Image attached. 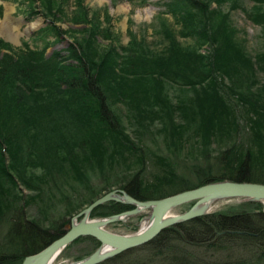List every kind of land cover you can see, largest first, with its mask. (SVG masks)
<instances>
[{
	"label": "trees",
	"instance_id": "trees-1",
	"mask_svg": "<svg viewBox=\"0 0 264 264\" xmlns=\"http://www.w3.org/2000/svg\"><path fill=\"white\" fill-rule=\"evenodd\" d=\"M187 4L179 5L176 11L189 30L195 28L199 43L206 45L205 54L184 50L171 41L159 55L141 54L135 44L124 47L121 55H97L86 42L78 43L77 49L71 46L75 63H62L54 55L44 57L42 49L24 46L14 51L0 41V47L7 50L0 55V169L4 181L12 182L13 177L34 190L58 186L60 178L68 176L66 166L63 168L65 161L78 181H87L88 176L78 171L87 158L93 161L98 173L112 168L117 158L123 159L126 150L129 156L130 151H135L137 169L117 182L113 179L116 183L112 185L140 201L223 179L264 183V82L257 83L255 79L256 71H264V52L251 58L238 47L226 15L209 8L208 0H188ZM249 17L264 24V11ZM193 20L195 26L191 24ZM106 78L115 86L110 90L130 105H136L139 99L155 100L157 109L148 114L159 119L157 134L164 139L167 151L165 157L158 159L161 174L151 182L143 177L144 165L140 152L136 154L137 148L115 140L106 142L123 137L117 114L105 102ZM164 80L190 87L193 95L175 105L170 103L161 91ZM45 87L51 89L50 93L64 96L45 103H27V98ZM223 95L235 97L244 114L243 124L239 125L235 107ZM174 112L178 119H174ZM245 130L250 139L247 144L232 137ZM186 139L196 144L198 139L202 145L233 139L223 150H213L220 173L210 168L207 147H200L191 157L178 159L176 153L183 149ZM48 151L51 152L45 155L52 154L53 158L46 157L48 164L44 165V153ZM3 152L8 156L7 164ZM26 167H39L41 173H26ZM48 168H53L50 173ZM61 169L65 170L63 176L55 173ZM112 185H104L96 194L108 191ZM96 197L89 196L82 203L86 206ZM6 204L0 198V217ZM7 206L5 210L10 213L0 241V264H19L23 256L38 251L65 231L62 220H35L25 216L20 207L10 206V202ZM73 206L71 210L80 205ZM131 208L108 201L92 209L89 215L115 214ZM233 247L246 255L233 259L226 255V260L218 263L217 259H205L194 251L210 250V255H215ZM138 248L148 253L140 261L135 258L133 264H264V210L257 201L227 205L169 225Z\"/></svg>",
	"mask_w": 264,
	"mask_h": 264
},
{
	"label": "rangeland",
	"instance_id": "rangeland-1",
	"mask_svg": "<svg viewBox=\"0 0 264 264\" xmlns=\"http://www.w3.org/2000/svg\"><path fill=\"white\" fill-rule=\"evenodd\" d=\"M208 1L209 8L216 9L220 14L226 15L225 20L238 47L251 58L256 53L264 52V24L256 23L249 17V14L264 11V3L253 0ZM187 2L188 0H0V41L8 44L14 51L18 48H24V46L30 49H42L44 57L54 55L62 63H75L71 46L77 49L76 45L78 43L84 44L86 42L95 50L97 55L108 54L112 56V52L121 55L123 48L128 44L138 45L137 49L141 54H146L147 56L151 54L159 55L163 50L165 51L171 41L184 50L191 49L198 54H205L206 45L199 43L195 28L192 29L193 32L189 30L182 23L181 14L176 11L179 5H188ZM195 19L198 20L197 16H195ZM196 20H193L191 24L195 26ZM48 23L50 25L45 26ZM50 26H53V29ZM4 52H7V50L0 47V55ZM76 52L78 51L76 50ZM255 79L257 83L264 82V71H256ZM223 81L227 82L225 78ZM106 85V90L103 88L106 105L117 114L123 137L127 139L125 142L122 140L123 137H118L119 139L111 138L106 139V142L115 140V142L119 141L124 146L130 147L132 145L137 148L136 154L140 152L139 155L142 156L141 160L144 165L143 177L146 181L151 182L155 175L161 174L162 168L160 169L159 167L160 162H158V159L165 157L164 154L167 151L164 139L161 134H157L161 126L159 119L153 114H148V111L157 109L155 100L151 98L146 100L139 99L136 105L133 106L110 90L115 86L107 78ZM61 88H63L62 85ZM161 89L165 98L174 105L179 100L193 95L190 87L173 84L166 80L162 82ZM49 91L51 89L47 87L42 88L37 91L38 93L35 92L32 97L27 98V103H45L64 96L63 93L52 92V94ZM51 97L53 98L49 99ZM224 97L226 98V96ZM226 100L231 106L235 107L239 125L243 124L244 114L239 104L237 105L235 97L228 96ZM173 116L174 119H178L177 113L174 112ZM232 137L236 141H242L244 144L250 142L249 134L246 133V130L234 133ZM232 140H218L217 143L211 142L208 145H202V142L198 139H195V141H198L199 144L186 139L183 149L181 148L176 155L178 159L184 158L186 155L191 157V154L198 151L200 147L201 149L207 147L210 156V158L208 157V162L212 166L210 168L213 172L220 173L221 167H218L219 164L213 159L216 154L213 150H223V147H227L229 143L231 144ZM39 151L41 154L43 153L42 149H39ZM50 152L44 153V165L48 164L45 163L47 162L46 157L53 158L52 154L45 155ZM74 152L79 153L76 149H74ZM134 154L135 151H130L129 156V151L125 150L123 159L117 158L112 168L98 171V173L95 170L93 161L87 158L84 164L80 163L79 168L81 170L78 169L80 173L88 176V180H85L86 182L84 180L78 181L79 179L75 178V174L70 171L72 168L67 167L69 163L65 161L63 168L65 169L66 166V170L69 171L68 176L60 178L62 181L57 184L58 186H42L38 190L24 187L13 177L10 178L12 182L4 181L6 178L2 176L3 172L0 169V198H2L4 203L5 201L8 204L10 202V206L20 207L25 216L33 217L35 220L46 217L50 218L51 221L62 220L64 223L63 228L65 229L71 219L77 221L80 218V216L73 217L85 207L84 203H82L83 199L93 195L95 197L100 196L105 191H100L96 194L99 188L104 185H112V183L121 180L122 177L129 176L135 172L137 164L133 158ZM3 156L4 163L7 164L8 156L5 152H3ZM67 156H65L66 160H68ZM197 158L199 157L197 156ZM186 161L188 163L191 162L189 160ZM69 168L71 169L69 170ZM40 169L39 167L28 169L26 167L25 172L29 171L36 175L41 173ZM52 169L48 168L47 171L50 173ZM218 170L219 172H217ZM64 172L65 170L61 169L55 173L63 176ZM49 184H51V181ZM113 189L119 188L113 184L109 187V190ZM14 196H16L15 199L13 198ZM11 198L14 200H11ZM238 202L241 201L226 198L217 199L210 202L208 213ZM191 203L187 202L178 205L170 209L169 214L181 213ZM8 204L5 205L6 208ZM73 205L80 206H76L71 210ZM261 207L264 210V203H261ZM5 209L4 215L2 214L3 217H0V241L5 234L8 213H10V210ZM68 211L70 212L66 213ZM121 212L123 211L118 212V214ZM109 215L112 214L88 215L86 219H98ZM147 215V210H141L136 214L123 217L121 220L108 223L103 228L114 233H132L147 220ZM98 245L92 240V237L84 236L64 247L51 261V264H65L77 261L91 253ZM142 245L111 255L96 264H133L136 259L140 261L139 259L145 257L148 253L146 249L138 248ZM232 250H235V253L232 252V254ZM194 251L205 259H217L218 263L225 261L226 255L232 259L246 255L244 251L234 247L227 251L217 252L215 255H210V250L201 251L195 249ZM239 254L241 255L237 256Z\"/></svg>",
	"mask_w": 264,
	"mask_h": 264
},
{
	"label": "water",
	"instance_id": "water-1",
	"mask_svg": "<svg viewBox=\"0 0 264 264\" xmlns=\"http://www.w3.org/2000/svg\"><path fill=\"white\" fill-rule=\"evenodd\" d=\"M224 198L264 203V183L223 179L207 182L164 197L141 201L130 197L119 189L109 190L93 199L76 213L73 218L77 216L80 218L77 221L71 219L61 235L38 251L23 256L19 264H45L50 258H55L66 245L76 238L84 236L94 238L99 244L98 247L104 245L105 250L97 253V247L87 256L69 264H96L111 255L148 242L169 225L207 214L209 211L202 209L203 204L206 203L209 206L210 202ZM107 201L125 203L131 205L132 208L119 214L98 219H86L92 209ZM187 202L192 203L186 210L168 215L170 209ZM141 210L148 211L146 217L148 223L144 228H138L128 234L114 233L103 228L108 223L121 220V218L136 214Z\"/></svg>",
	"mask_w": 264,
	"mask_h": 264
},
{
	"label": "bare ground",
	"instance_id": "bare-ground-1",
	"mask_svg": "<svg viewBox=\"0 0 264 264\" xmlns=\"http://www.w3.org/2000/svg\"><path fill=\"white\" fill-rule=\"evenodd\" d=\"M33 24V23H32ZM121 191H123L124 193H125V191L124 190H121ZM125 194H127V193H125ZM128 195V194H127ZM130 196V195H129ZM131 197V196H130ZM133 198V197H132ZM137 200V199H136ZM139 201V200H138ZM108 202V201H107ZM117 202V201H116ZM121 203V202H120ZM123 204H125V203H123ZM201 207V206H200ZM203 208L202 209H206V210H209V206H207V204L205 203V204H203V206H202ZM129 210V209H128ZM126 211V210H125ZM168 215H169V213H168ZM147 220L145 221V222H143L142 224H141V227L140 228H144L146 225H147ZM70 244V243H69ZM105 246L104 245H102V246H99L98 247V249H97V253H101L102 251H104L105 250ZM54 259V257H52V258H50L49 260H47L46 261V263L45 264H51V261ZM69 263H71V262H69ZM69 263H65V264H69Z\"/></svg>",
	"mask_w": 264,
	"mask_h": 264
}]
</instances>
